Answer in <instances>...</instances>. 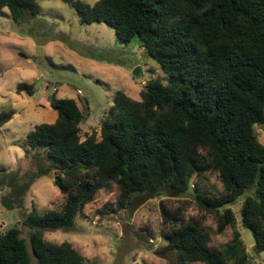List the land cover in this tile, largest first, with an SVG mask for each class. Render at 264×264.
I'll use <instances>...</instances> for the list:
<instances>
[{"label": "trees", "instance_id": "trees-1", "mask_svg": "<svg viewBox=\"0 0 264 264\" xmlns=\"http://www.w3.org/2000/svg\"><path fill=\"white\" fill-rule=\"evenodd\" d=\"M63 3L82 24L104 23L124 44L137 40L163 75L145 84L139 100L117 92L99 130L91 133L83 132L88 101L81 109L74 99L50 98L57 119L27 135L29 166L0 170L1 207L17 211L19 225L30 229L29 243L20 226L0 234V264H32L33 257L36 264H86L73 244L48 241L45 232H71L85 207L112 185L119 191L112 214L125 210L134 196L189 195L202 214L217 218L218 233L236 226L231 206L247 194L240 225L253 234L257 252H264V145L255 134L256 125L264 126V0ZM6 9L20 25L41 14L36 0H0V16ZM16 92L36 91L33 84H20ZM14 116L1 113L0 127ZM53 172L65 197L62 209L44 215L27 209L30 189ZM210 172L219 175L224 196L210 197L192 185ZM183 212L161 206L163 251L174 252L177 264L251 263L239 231L214 249L203 220H185Z\"/></svg>", "mask_w": 264, "mask_h": 264}, {"label": "rangeland", "instance_id": "rangeland-1", "mask_svg": "<svg viewBox=\"0 0 264 264\" xmlns=\"http://www.w3.org/2000/svg\"><path fill=\"white\" fill-rule=\"evenodd\" d=\"M36 1L41 8L40 16L29 17L21 25L7 9L0 16V114L15 112L14 118L0 127V170L29 166L31 160L25 157V139L37 126L56 121L57 113L48 106L53 95L74 99L81 109L88 101L90 119L83 132L91 133L92 128L99 130V120L113 105L117 92L139 100L145 84L163 75L137 40L124 44L115 30L104 23L82 24L76 11L63 0ZM81 1L93 5L98 0ZM136 68H141L137 78L133 76ZM153 69L155 73L151 74ZM20 84H33L34 96L18 95L16 90ZM255 134L264 145V126L256 125ZM55 177L53 172L36 181L27 194V209L34 207L41 215L62 209L65 197L54 185ZM192 185L210 197L225 195L215 172L195 177ZM168 194L151 192L134 196L125 210L112 214L109 209H117L119 199L118 188L112 185L101 190L85 207L71 232L47 230L45 238L56 244H73L86 264H177L174 252L163 251L166 230L161 206L164 205L171 210L183 208L185 220H203L214 249H221L233 239L234 231H239L249 252L250 264H264V252H257L253 234L240 225L239 212L247 194L231 206L238 215L236 226L223 233H218L215 216L199 211L194 197ZM185 200L188 205L183 206ZM20 221L17 211L5 210L0 205V234L20 226L22 236L29 243L30 229L19 225ZM32 264H36L34 257Z\"/></svg>", "mask_w": 264, "mask_h": 264}, {"label": "water", "instance_id": "water-1", "mask_svg": "<svg viewBox=\"0 0 264 264\" xmlns=\"http://www.w3.org/2000/svg\"><path fill=\"white\" fill-rule=\"evenodd\" d=\"M140 72H141V68H136L135 70H134V72H133V76L135 77V78H137V77H139L140 76ZM101 120V119H100ZM99 120V121H100Z\"/></svg>", "mask_w": 264, "mask_h": 264}, {"label": "built area", "instance_id": "built-area-1", "mask_svg": "<svg viewBox=\"0 0 264 264\" xmlns=\"http://www.w3.org/2000/svg\"><path fill=\"white\" fill-rule=\"evenodd\" d=\"M78 94H80V95H81V94H82V92H81V91H78Z\"/></svg>", "mask_w": 264, "mask_h": 264}]
</instances>
